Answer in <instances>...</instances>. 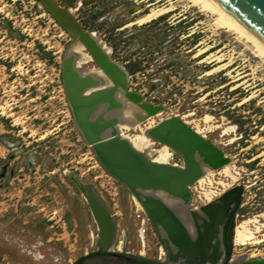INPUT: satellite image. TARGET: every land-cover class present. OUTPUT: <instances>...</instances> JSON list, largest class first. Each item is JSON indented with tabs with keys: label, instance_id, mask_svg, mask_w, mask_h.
Returning <instances> with one entry per match:
<instances>
[{
	"label": "rangeland",
	"instance_id": "374dc122",
	"mask_svg": "<svg viewBox=\"0 0 264 264\" xmlns=\"http://www.w3.org/2000/svg\"><path fill=\"white\" fill-rule=\"evenodd\" d=\"M56 1L73 8L82 29L96 33L110 58L121 61L128 70L126 90L137 92L139 101L161 103L164 119L180 115L194 131L212 127L200 136L229 157L224 167L229 165L236 178L219 168L210 173L212 185L206 189L218 193L240 185L236 226L255 217L264 225L260 61L183 1L175 0L173 9L157 17L151 8L168 6L169 0ZM70 40L39 0H0V264H75L94 248L100 226L77 176L113 219L116 247L136 255L142 246L137 232L140 228V237L145 219L146 257L159 254L154 225L134 194L104 170L74 124L61 72ZM81 54L78 64L96 68L86 50ZM94 71L102 84L110 83L107 73ZM112 97L122 103L127 99L120 92ZM153 119V124L163 120ZM150 147L163 145L153 141ZM168 149V162L182 163L181 155ZM188 190L190 205L206 200L198 183ZM256 235L255 243L234 242L232 253L264 257V227Z\"/></svg>",
	"mask_w": 264,
	"mask_h": 264
},
{
	"label": "water",
	"instance_id": "95a60500",
	"mask_svg": "<svg viewBox=\"0 0 264 264\" xmlns=\"http://www.w3.org/2000/svg\"><path fill=\"white\" fill-rule=\"evenodd\" d=\"M39 1L57 21L64 25L71 36L74 37L78 34L85 35V45L91 54L90 57H93L92 61L95 63V67L107 71L113 79H117L119 77L118 74H120L123 79L122 88L124 92H131L130 98L135 102L138 101V105L143 107L149 114L156 113L157 109H159L162 104L158 103L157 105L152 106L146 101H139L140 95L137 92L126 90L128 70L124 68L121 61L110 59V53H105L104 50L97 45L94 35L90 36L86 34L88 32H85V30L82 29L81 21L76 19L73 8L70 6H62L56 0ZM214 1L228 11L233 17L238 19L246 27L253 38L255 37L264 44V0ZM66 45L61 59V72L63 75L62 83L65 96L70 107L73 121L77 125L78 132L84 143H93L94 152L96 153L98 162L105 168V170L125 182L130 187L139 186L142 188H152L163 186L164 188L175 191L180 190L184 193L186 197L185 204L188 206V183H191L196 177L201 175L203 168L200 166L199 162H197L196 157L193 154V149L191 150L190 147L188 150L185 149L186 144L183 141H187L188 139L189 141H193V139H196L200 145L198 152L203 156H207L208 153L213 154L215 156L214 163L216 165L225 161L227 159L226 155L223 156L222 151L216 145H213L211 141L205 140L203 137L198 140V136L192 131V125L186 123L180 115H171V117H169L170 119H168L165 124L157 125V128L153 131V136L155 137L154 143H157L158 140L162 141L163 139H167L171 145L179 143L183 146L184 151H182V149L181 151L175 149V151L182 157V163L180 164L157 163L152 161L150 157H147L144 152L132 149L127 137L117 134L116 132H108L109 129H118L115 123L109 129H104L102 126L103 123L98 121L97 118L93 119V116H90L92 117V120L90 119V121L84 120L83 116L86 106L89 105L87 109H90L92 105L94 106L96 103L98 104L102 101L97 99V94L99 93L97 89H92V94L90 93L86 95L82 90L83 88H86L87 85H77V83L79 80H85L84 83L88 82L91 84L95 81L96 75L93 73L80 74L78 66H75L73 60H71L72 58H70L71 53L66 49ZM93 111L94 109H91V112ZM171 120H173L175 124L177 122V125L171 122ZM190 162H192L193 167L190 165ZM75 182L80 191L85 189L84 184L86 183L82 181L80 176L75 177ZM238 186L231 187L228 190ZM228 190L226 193H228ZM149 197L150 198H145V202H143V205H145L147 210V212L145 211L146 215L148 214L147 217L151 220L156 232L158 226L164 228L167 244L174 246L177 243L170 237V233L173 230L180 232L183 237L184 234L189 236L191 234L199 235V229L197 228V230L194 228L197 227V225L193 224L189 230L173 208L170 207L162 197L152 195ZM228 197L231 196L227 195V198ZM207 210L208 209L205 207H199L198 212L205 217ZM101 211L107 214V219L109 221L108 229L109 232L112 233V229H114L113 219H111L108 211L103 206H101ZM201 225L200 222L198 227L200 228ZM99 231L101 237L102 228H100ZM202 233L203 231H200V234ZM159 239L160 241L162 240L161 237H159ZM190 241L191 240L187 238L183 241L182 238L178 241L179 244L176 245L184 248L187 243L193 245V242ZM184 242H186V244ZM188 247L192 248L191 246Z\"/></svg>",
	"mask_w": 264,
	"mask_h": 264
},
{
	"label": "bare ground",
	"instance_id": "6f19581e",
	"mask_svg": "<svg viewBox=\"0 0 264 264\" xmlns=\"http://www.w3.org/2000/svg\"><path fill=\"white\" fill-rule=\"evenodd\" d=\"M179 1L181 2L183 1L186 7L198 8L200 13H202L203 15L204 14L207 15L209 18L208 22L210 25L214 26L216 30L221 29V31L224 32L225 36L232 37V40H234L237 45H240L242 50H246V52H248V54L252 56L251 58L255 59L256 57L262 64V67L264 68V44L261 43L259 40H257L255 37L253 38L248 32V30L246 29V27L238 19L233 17L228 11H226L224 8L218 5L214 0H179ZM174 7H175V0H169L168 6H156L154 8H151L152 15L154 17H157V15L163 12L169 11L173 9ZM85 32H88L86 33L87 35H90V36L94 35V39H96L95 42L97 43V45L102 50H104L105 53L106 52L110 53L109 47L105 45L102 39L96 35V33L90 32V31H85ZM85 43H86L85 35L78 34V35H75L74 37L71 36L70 42L66 45L67 46L66 49L70 51V53L72 54V56L70 54V58H72L71 60H73L74 62L73 64L75 66L76 65L78 66L80 74L93 73L96 75L95 81L91 84L88 82L84 83L85 80H79L77 83V85H87L86 88H83L82 90L86 95L90 94L92 89H97V91H99L98 94L96 93L97 99L102 101L101 103H98V104L96 103L94 106L92 105L90 109H87L89 105L86 106V109L84 110V116H83L84 120L90 121V119L92 118L90 116H93V119L97 118L98 121L103 123L102 126L104 129H109L115 123L118 129L117 130L109 129L108 132L110 133L116 132L117 134L124 135L125 137L128 138L132 149H136V150H140L144 152L147 157H150L152 161L157 162V163L158 162L167 163L170 160L172 153H170L168 147L171 148L173 151H175V149H178L179 151H181L182 149V151H184V148L182 145H180L179 143L175 145H171L169 143V140L167 139L166 140L163 139L162 141L158 140V143H161L163 145L162 149H152L150 147V145L153 144V141H155L154 140L155 137L153 136V131L157 128V125L165 124L166 121L170 118L168 117L164 119V116H162V114L159 113L160 108L157 109L155 114H149L143 107L138 105V101L135 102L133 99H131L130 98L131 92L125 93L122 88L123 79H122V76H120V74H118L119 77L117 79H113V77L107 71L103 70V72L107 73L110 78V83L105 85V84H102L103 77L94 71L95 69H100V68L96 67L91 70L89 69L90 70L89 71V70H86L87 66L78 64L76 61L81 60L82 50H86V53H88L89 56H91ZM90 60H93V57H90ZM116 92H120L127 99H125L123 103L116 102L115 100H112V99H108L109 96L110 98H113L112 96ZM91 109H94V111L91 112ZM155 116H158L160 119H163V120L157 121L156 124H153L154 122L153 118H155ZM171 122H173V120H171ZM143 123L144 124L146 123L144 127H143L144 125ZM74 124L77 128V125L75 122ZM175 125H177V122ZM136 128L139 130L137 134H131V135L128 134V131L130 129L136 130ZM211 128H212L211 126L205 127L204 129L199 127L195 131L194 130L192 131L196 134V136H198V140H200V138L203 137V136H200V134L204 135L205 131ZM183 142L186 144L185 149L188 150L189 147L191 150L193 149V154L196 157L197 162H199L200 166L203 168L202 174L196 177L191 183H188V185L193 186V183L195 184L198 183L199 185L202 186L203 191H200V192L203 195L204 199H210L212 195L216 193V191L206 189V184L208 186L212 185L213 178H210L209 175L214 170L223 168L225 166L224 164L229 161V157H227V159L223 161L222 163L216 165L214 163L215 156L213 154L208 153L207 156L206 155L203 156L201 153L198 152V148L200 149V145L196 139H193V141L192 140L189 141L188 139L187 141H183ZM85 143L88 146H90L94 155L96 156V153L94 152L93 143L92 142H85ZM213 145L215 144L213 143ZM190 165L193 167L192 162H190ZM229 167H230L229 165H226V167L223 168L224 174L231 176V179L234 180L236 176L229 171ZM118 181L122 185L126 186L129 189V191L132 193V195L134 194V198L139 202L142 209L145 210L146 212L147 210L145 208V205H143L144 204L143 202H145V198H150L149 197L150 195L156 196V197H162L164 201L172 208L178 202V200L182 199L185 201V198H186L184 193L181 192L180 190L175 191L172 189L164 188L163 186L152 187V188H147V187L142 188L139 186L130 187L122 180L119 179ZM222 184L224 187H227L229 183L227 182V184L226 183H222ZM173 186H176V185H173ZM84 187L85 189L82 190L81 192L86 196V199L88 200L96 219H98L97 221H99L100 220L99 212L97 209L98 207L99 209H101V206H100L101 204L100 202H98L99 200L97 201L98 198L96 199L91 196V193H92L90 192L91 187L88 186L87 183L84 184ZM178 206L179 207L181 206L182 208L185 206L187 208L189 207V205L187 206L182 201L178 204ZM103 222L104 221L102 220V223ZM263 227H264L263 224H259L257 222L256 217L242 221L238 226L235 227V242L238 241L242 245L244 244L247 245V244L258 242L259 239L256 234ZM231 257L228 258L227 264H264V257H260V256L249 258L248 254H246L238 258L231 259Z\"/></svg>",
	"mask_w": 264,
	"mask_h": 264
},
{
	"label": "flooded vegetation",
	"instance_id": "af4514ba",
	"mask_svg": "<svg viewBox=\"0 0 264 264\" xmlns=\"http://www.w3.org/2000/svg\"><path fill=\"white\" fill-rule=\"evenodd\" d=\"M239 188L240 187L232 188L230 190L227 189L228 193H226L227 190H220L221 192L219 191V194L217 192V194L214 193L210 199L203 200L202 204L198 206L190 205L188 202V208L186 206L183 208L181 206L179 207L178 204L181 201L185 203V201L182 199L178 200L173 206L174 211L177 212L179 217H181V220L189 230L193 224L197 225V227L194 228L199 229H197L199 235L191 234L189 236L184 234L183 237L180 232L173 230L170 233V237L177 242L174 243L179 244L178 241L180 239L183 238V241H185L187 238L191 240L190 242H193V245L187 243L184 248H182V246L179 247L176 244L170 246L166 242L164 228L158 226L157 233L154 227L155 235L159 242L157 247L159 254L153 259L146 257V251L143 248L145 245V219H143L141 224L143 225L140 231L141 239L139 237L140 228L137 232L139 240L142 241V246L137 250L136 255H134L130 250L120 249L121 245H119V247L115 246V235L109 232L107 214L101 211L98 207L97 210L99 212L100 220L97 222L100 228H102V236L100 237V240H97L96 237L94 248L90 251H84L82 255L78 256L75 260V264H227L229 257L232 256L231 259H233L247 254L243 253L235 255L231 251L232 246L235 244L236 206L239 200L236 192H238ZM90 192H92L91 196L95 198V191L91 189ZM227 195H230L231 197H228V199ZM199 207H205L208 209L205 217L198 212ZM143 211L145 212V210ZM102 220L104 221L103 223ZM200 222L202 225L199 228L198 225ZM200 231H203V233L200 234ZM158 236L161 237V241ZM121 242L122 240H120V243ZM184 243L186 244V242ZM188 246H191L192 248ZM256 256L259 255L248 254L249 258Z\"/></svg>",
	"mask_w": 264,
	"mask_h": 264
}]
</instances>
